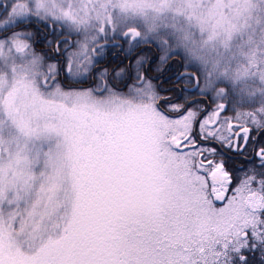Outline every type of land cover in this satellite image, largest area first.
<instances>
[{
  "label": "snow or ice",
  "instance_id": "obj_1",
  "mask_svg": "<svg viewBox=\"0 0 264 264\" xmlns=\"http://www.w3.org/2000/svg\"><path fill=\"white\" fill-rule=\"evenodd\" d=\"M0 264H264V0H0Z\"/></svg>",
  "mask_w": 264,
  "mask_h": 264
}]
</instances>
